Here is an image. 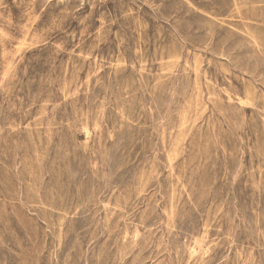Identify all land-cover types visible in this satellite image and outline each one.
I'll list each match as a JSON object with an SVG mask.
<instances>
[{
  "label": "rangeland",
  "instance_id": "374dc122",
  "mask_svg": "<svg viewBox=\"0 0 264 264\" xmlns=\"http://www.w3.org/2000/svg\"><path fill=\"white\" fill-rule=\"evenodd\" d=\"M0 264H264V0H0Z\"/></svg>",
  "mask_w": 264,
  "mask_h": 264
}]
</instances>
